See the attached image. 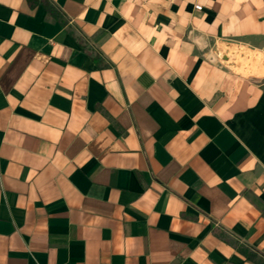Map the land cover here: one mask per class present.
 Here are the masks:
<instances>
[{
	"label": "crops",
	"instance_id": "crops-1",
	"mask_svg": "<svg viewBox=\"0 0 264 264\" xmlns=\"http://www.w3.org/2000/svg\"><path fill=\"white\" fill-rule=\"evenodd\" d=\"M0 264H264V0H0Z\"/></svg>",
	"mask_w": 264,
	"mask_h": 264
}]
</instances>
